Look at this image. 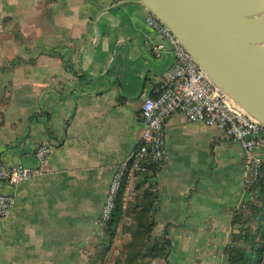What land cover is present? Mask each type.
<instances>
[{
    "label": "crops",
    "instance_id": "crops-1",
    "mask_svg": "<svg viewBox=\"0 0 264 264\" xmlns=\"http://www.w3.org/2000/svg\"><path fill=\"white\" fill-rule=\"evenodd\" d=\"M148 13L139 0H0V162L35 169L36 149L52 148L42 172L0 184L14 198L0 218V264H83L98 246L116 166L144 132L140 107L174 61L146 27ZM165 136V163L149 184L152 236L171 247L167 261L151 264H226L235 212L249 199L242 151L181 113ZM135 186L125 207L145 188Z\"/></svg>",
    "mask_w": 264,
    "mask_h": 264
},
{
    "label": "built area",
    "instance_id": "built-area-1",
    "mask_svg": "<svg viewBox=\"0 0 264 264\" xmlns=\"http://www.w3.org/2000/svg\"><path fill=\"white\" fill-rule=\"evenodd\" d=\"M145 24L168 42L174 61L161 74L160 85L153 96L146 98L140 107L144 132L131 155L116 166L99 216L101 228L111 220L124 183L126 187L144 181L148 184L150 169L163 167L166 159L165 124L174 113L183 114L187 122L215 128L239 145L243 155L240 177L246 191L257 183L264 166V158L256 154L258 149H264V127L213 85L174 35L150 12ZM152 53L156 58L160 57L163 47L153 46ZM51 150L49 145L36 149L34 157L38 167L35 169L0 162V184L17 186L39 174ZM13 205V196L0 192V218L6 217Z\"/></svg>",
    "mask_w": 264,
    "mask_h": 264
},
{
    "label": "water",
    "instance_id": "water-1",
    "mask_svg": "<svg viewBox=\"0 0 264 264\" xmlns=\"http://www.w3.org/2000/svg\"><path fill=\"white\" fill-rule=\"evenodd\" d=\"M213 85L264 127V0H139Z\"/></svg>",
    "mask_w": 264,
    "mask_h": 264
},
{
    "label": "trees",
    "instance_id": "trees-1",
    "mask_svg": "<svg viewBox=\"0 0 264 264\" xmlns=\"http://www.w3.org/2000/svg\"><path fill=\"white\" fill-rule=\"evenodd\" d=\"M153 96V94H152ZM159 168H151L155 173ZM147 175L145 176V179ZM146 182H137L135 189L138 191L145 187ZM126 189L124 183L116 200V207L111 220L103 227L102 236L98 246H111V242L124 219H130L133 227L131 232L132 243L143 246L141 259L145 264H151L155 259L167 261L170 252V242L163 235L161 238L152 237L154 223L152 208L156 201V195L149 185L136 195L131 204L130 211L126 210L123 195ZM249 199L243 207L235 212L232 225L234 232L231 235L230 244L224 248L227 259L226 264H264V166L260 172L257 183L248 191ZM260 205L257 206V201ZM109 244V245H108ZM97 251V249H96ZM97 255V253H96ZM88 264H95L97 258H88ZM140 263V262H138ZM87 264V263H86Z\"/></svg>",
    "mask_w": 264,
    "mask_h": 264
},
{
    "label": "rangeland",
    "instance_id": "rangeland-1",
    "mask_svg": "<svg viewBox=\"0 0 264 264\" xmlns=\"http://www.w3.org/2000/svg\"><path fill=\"white\" fill-rule=\"evenodd\" d=\"M133 200L128 202V206L126 210L130 211ZM259 205H260V200L258 199L257 206ZM132 227L133 225L130 219H124L121 224L120 230L116 232L111 242V246L109 244H108L109 246H106L105 248L103 246H94V250L92 249L90 255L88 254L86 255V257L83 260L84 263L83 262L82 263L88 264L90 262V260H88L89 257L90 259L92 257L97 258L95 264H145L146 262H148L146 260L141 259L143 246H139V244H137L136 242L132 243L131 234L129 233L131 232ZM154 238H161V237H154ZM155 260H161V259H155ZM91 264H92V260H91Z\"/></svg>",
    "mask_w": 264,
    "mask_h": 264
},
{
    "label": "bare ground",
    "instance_id": "bare-ground-1",
    "mask_svg": "<svg viewBox=\"0 0 264 264\" xmlns=\"http://www.w3.org/2000/svg\"><path fill=\"white\" fill-rule=\"evenodd\" d=\"M258 45L264 47V40L259 42Z\"/></svg>",
    "mask_w": 264,
    "mask_h": 264
}]
</instances>
